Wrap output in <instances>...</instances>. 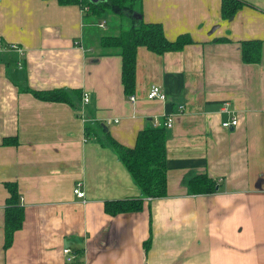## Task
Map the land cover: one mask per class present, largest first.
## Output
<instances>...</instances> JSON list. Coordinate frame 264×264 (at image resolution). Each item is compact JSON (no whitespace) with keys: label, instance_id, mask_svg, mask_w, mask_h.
<instances>
[{"label":"crops","instance_id":"obj_1","mask_svg":"<svg viewBox=\"0 0 264 264\" xmlns=\"http://www.w3.org/2000/svg\"><path fill=\"white\" fill-rule=\"evenodd\" d=\"M243 1L224 18L221 0H140L143 20L193 42L162 53L139 46L131 101L120 55L102 52L78 4L0 0V264H264V0ZM246 39L261 40L258 62L242 61ZM151 84L165 99L146 98ZM53 88H79L89 101L29 90ZM234 115L235 126L221 125ZM166 118V195L106 213L104 201L141 193L104 131L131 146ZM12 136L17 144L2 143ZM200 173L214 192L190 193L186 180ZM5 181L17 183L25 213L8 248Z\"/></svg>","mask_w":264,"mask_h":264},{"label":"trees","instance_id":"obj_2","mask_svg":"<svg viewBox=\"0 0 264 264\" xmlns=\"http://www.w3.org/2000/svg\"><path fill=\"white\" fill-rule=\"evenodd\" d=\"M59 4H78L84 15L98 17L106 13L126 15L130 19V26L121 29L116 34L102 33L98 42L103 53L116 52L121 57V83L123 92L131 94L135 87L136 51L139 46L148 50L162 53L170 50H180L184 45L193 42L188 32H182L175 38L166 37L162 24L158 21H145L141 17L140 0H56ZM243 0H221V14L224 18H231L243 5ZM97 21H93L95 26ZM99 26V25H98ZM218 37L214 40H224ZM261 40L246 39L240 42L241 58L244 62H258L261 56ZM36 97L51 101H62L73 104L74 100L81 99L79 88H53L49 90L29 89ZM104 127V125H102ZM84 134L95 135L94 127L84 124ZM105 141L126 167L141 196L112 199L104 201V211L109 214L139 210L142 207L143 197L156 198L166 195V127L154 124L138 130L133 145L126 146L117 141L108 130L104 131ZM101 141V140H100ZM3 144H17L16 137H5ZM190 193H211L216 190V182L205 173L190 176L186 180ZM4 186L8 195L5 198L3 229V248H8L13 240L14 233L24 221V207L20 202L18 185L15 181H5Z\"/></svg>","mask_w":264,"mask_h":264},{"label":"built area","instance_id":"obj_3","mask_svg":"<svg viewBox=\"0 0 264 264\" xmlns=\"http://www.w3.org/2000/svg\"><path fill=\"white\" fill-rule=\"evenodd\" d=\"M80 9L82 11L83 10H87L88 6L84 5ZM98 25L100 27H104L105 23H103L102 21L101 22L99 21ZM0 41H1V36H0ZM146 98L163 100V99H165V93H164V91L162 90V88L158 84H151L149 86L147 92H146ZM129 99L131 101H134L135 96L133 95V93L129 94ZM88 101H89V96L87 95L86 92H82V95H81L82 104L85 105V104L88 103ZM226 105L227 104L224 103L223 104V108H226ZM237 122H238L237 116L234 115L231 118L222 121L221 125L223 127H233V126H235L237 124ZM171 124H172L171 118H166V121L163 122V125L165 127H170ZM73 193L76 195V197H79V198H83L84 197V192L81 189V183L80 182L76 183L75 186L73 187ZM63 252L65 254L66 261L75 260L77 254L75 252L71 251V249L69 247L63 248Z\"/></svg>","mask_w":264,"mask_h":264},{"label":"rangeland","instance_id":"obj_4","mask_svg":"<svg viewBox=\"0 0 264 264\" xmlns=\"http://www.w3.org/2000/svg\"><path fill=\"white\" fill-rule=\"evenodd\" d=\"M117 17V18H116ZM122 17V18H120ZM120 19V20H119ZM92 21V20H95V21H102L103 23H105V26L108 25V26H113L116 21H117V25H120L122 26L123 29L125 28H128L131 24L130 22V19L128 16L125 15H119V14H113V13H106V14H103L101 16H98V17H93V18H90V19H87L86 18V22L87 21ZM85 30L89 31V29H87V27H85ZM92 31H96L99 35L102 34V33H108V31L104 30L103 27H98L97 25L95 26H92Z\"/></svg>","mask_w":264,"mask_h":264},{"label":"water","instance_id":"obj_5","mask_svg":"<svg viewBox=\"0 0 264 264\" xmlns=\"http://www.w3.org/2000/svg\"><path fill=\"white\" fill-rule=\"evenodd\" d=\"M92 2H97L98 0H91Z\"/></svg>","mask_w":264,"mask_h":264},{"label":"bare ground","instance_id":"obj_6","mask_svg":"<svg viewBox=\"0 0 264 264\" xmlns=\"http://www.w3.org/2000/svg\"><path fill=\"white\" fill-rule=\"evenodd\" d=\"M88 95V94H87Z\"/></svg>","mask_w":264,"mask_h":264}]
</instances>
